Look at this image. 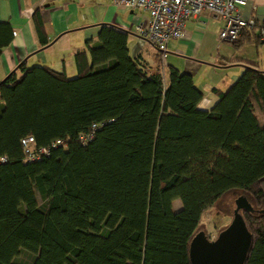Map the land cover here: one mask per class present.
Masks as SVG:
<instances>
[{"label": "trees", "instance_id": "trees-1", "mask_svg": "<svg viewBox=\"0 0 264 264\" xmlns=\"http://www.w3.org/2000/svg\"><path fill=\"white\" fill-rule=\"evenodd\" d=\"M13 38L0 22V56ZM128 38L104 26L75 55V78L22 65L0 85V264L22 250L33 264H191L204 215L229 194L253 237L246 264H264V72L215 89L204 111L191 73L167 67L166 84V68L150 72ZM27 137L67 147L27 162Z\"/></svg>", "mask_w": 264, "mask_h": 264}, {"label": "crops", "instance_id": "crops-1", "mask_svg": "<svg viewBox=\"0 0 264 264\" xmlns=\"http://www.w3.org/2000/svg\"><path fill=\"white\" fill-rule=\"evenodd\" d=\"M116 0H0V22L14 31L12 44L0 56V85L19 67H46L68 78L78 75L75 55L98 41L104 26L128 34L130 55L140 57L150 72L163 68L159 54L136 33L139 21L148 19L142 10L115 7ZM244 18L264 20V0H246ZM39 14L35 20V12ZM41 23L47 45L43 46L36 22ZM223 21L210 13L191 18L181 40L168 45L167 67L193 75L195 85L204 92L198 108L211 111L219 98L214 90L226 92L248 68L264 72V44L256 32H245L238 44L221 43ZM165 69L164 82L169 81ZM261 187L264 191V182Z\"/></svg>", "mask_w": 264, "mask_h": 264}, {"label": "built area", "instance_id": "built-area-1", "mask_svg": "<svg viewBox=\"0 0 264 264\" xmlns=\"http://www.w3.org/2000/svg\"><path fill=\"white\" fill-rule=\"evenodd\" d=\"M115 7L124 10H142L148 19L139 21L137 35L149 42L161 57V66L167 67L168 45L171 41L181 40L186 31L187 22L193 18L210 13L223 21L219 33L221 43L238 44L245 32H256L257 39L264 44V20L243 17L241 8L246 0H116ZM101 125L94 124L88 133L80 136L83 145L89 144ZM27 162L39 161L49 156L52 149L66 148L65 141L57 140L50 147H36L34 137L21 141ZM6 159L2 158L1 163Z\"/></svg>", "mask_w": 264, "mask_h": 264}, {"label": "water", "instance_id": "water-1", "mask_svg": "<svg viewBox=\"0 0 264 264\" xmlns=\"http://www.w3.org/2000/svg\"><path fill=\"white\" fill-rule=\"evenodd\" d=\"M234 219L216 239L201 231L191 243V264H246L253 237L243 216L239 213L244 205L237 200Z\"/></svg>", "mask_w": 264, "mask_h": 264}, {"label": "rangeland", "instance_id": "rangeland-1", "mask_svg": "<svg viewBox=\"0 0 264 264\" xmlns=\"http://www.w3.org/2000/svg\"><path fill=\"white\" fill-rule=\"evenodd\" d=\"M165 75V72L163 73ZM163 79H165L163 77ZM264 182V181H263ZM237 194H229L224 197L213 209L209 210L203 218V225L201 226L202 231H206V234L211 239H216L219 233L233 220L234 211L236 210V200L238 199ZM39 203L42 204L43 200L38 195ZM183 205L181 201H175L173 204L174 211L182 209ZM54 220L57 224L62 223V218L54 213ZM34 245H38L35 241L30 240ZM36 255L30 251L22 250L20 255L15 259L17 264H33Z\"/></svg>", "mask_w": 264, "mask_h": 264}]
</instances>
